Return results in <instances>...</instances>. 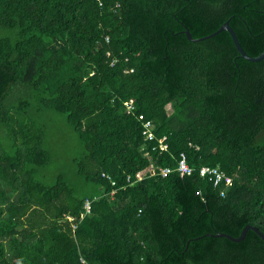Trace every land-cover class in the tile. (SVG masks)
I'll return each mask as SVG.
<instances>
[{"label":"trees","instance_id":"trees-1","mask_svg":"<svg viewBox=\"0 0 264 264\" xmlns=\"http://www.w3.org/2000/svg\"><path fill=\"white\" fill-rule=\"evenodd\" d=\"M227 20L264 51V0H0V264H264L252 228L216 235L264 233V57L227 30L186 33ZM37 110L66 115L99 193L40 179Z\"/></svg>","mask_w":264,"mask_h":264},{"label":"rangeland","instance_id":"rangeland-1","mask_svg":"<svg viewBox=\"0 0 264 264\" xmlns=\"http://www.w3.org/2000/svg\"><path fill=\"white\" fill-rule=\"evenodd\" d=\"M34 116L45 128V146L51 154L49 165L39 168L40 179L45 183H54L58 176L62 175L81 194L99 193L100 189L86 184L77 172L76 161L84 149L77 134L67 122L66 115L53 110H37ZM104 193L102 190L97 195L101 197Z\"/></svg>","mask_w":264,"mask_h":264},{"label":"built area","instance_id":"built-area-1","mask_svg":"<svg viewBox=\"0 0 264 264\" xmlns=\"http://www.w3.org/2000/svg\"><path fill=\"white\" fill-rule=\"evenodd\" d=\"M108 39V37H107ZM132 110V105H127V111H131ZM143 114H140V117ZM151 121L147 120L144 122V129H143V133L145 134L146 138H153V132L150 130L151 128ZM163 141V139L161 140ZM177 169L179 170V172L181 173V175H185V174H191L194 170V168L189 164L187 155L185 154V152L181 153V158L179 159V164L177 166ZM172 170V168L170 167H164L161 168V172L164 176H166L170 171ZM199 173L201 176L204 177H208L210 180L213 181V185L215 186H219L222 184V182H224V184L226 186H228L231 182H232V178L230 176H228L224 170L220 169V167L218 166H208V165H202L199 168ZM103 176H105L106 178H108L113 184L115 183V180L113 179V177L106 173L103 172ZM128 179H130V176L128 177ZM115 193H116V189L110 190L109 192L104 193V195H107L109 197V199H114L115 198ZM222 194L224 193V190L222 191ZM100 196L99 195H95L93 197H86L85 201H84V211L82 212V216L85 215L86 213L90 212L93 206V202L97 199H99ZM68 218L71 220L73 219L72 216H68Z\"/></svg>","mask_w":264,"mask_h":264},{"label":"water","instance_id":"water-1","mask_svg":"<svg viewBox=\"0 0 264 264\" xmlns=\"http://www.w3.org/2000/svg\"><path fill=\"white\" fill-rule=\"evenodd\" d=\"M222 30H227L230 33V35H231L236 47L238 48V50L240 51V53H241V55L243 57L248 58V59L253 60V61H258V60H260V59H262L264 57V51L262 53H260L259 55H257V56H252V55L248 54L245 51V49L243 48L242 44L240 43V40H239V38L237 36L236 31L230 25L229 20L225 21L216 31H214V32H212V33H210L208 35L199 37V38H194L188 29L186 30V33H187V36L191 40H201V39H205V38L211 37V36L217 34L218 32H220ZM250 228L255 230L264 239V233L260 230V228L258 226H253V225H250V224L246 225L242 229L241 234L238 237H235V236H233V235H231L229 233H226V232H218L216 235H218V236H227L228 238H230V239H232L234 241H240L246 236L247 231Z\"/></svg>","mask_w":264,"mask_h":264},{"label":"bare ground","instance_id":"bare-ground-1","mask_svg":"<svg viewBox=\"0 0 264 264\" xmlns=\"http://www.w3.org/2000/svg\"><path fill=\"white\" fill-rule=\"evenodd\" d=\"M32 106V105H31ZM78 229V228H77Z\"/></svg>","mask_w":264,"mask_h":264}]
</instances>
